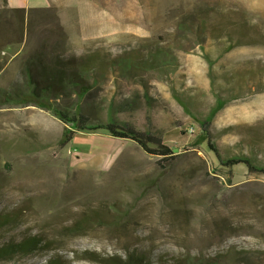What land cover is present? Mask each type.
<instances>
[{
	"label": "rangeland",
	"instance_id": "374dc122",
	"mask_svg": "<svg viewBox=\"0 0 264 264\" xmlns=\"http://www.w3.org/2000/svg\"><path fill=\"white\" fill-rule=\"evenodd\" d=\"M96 10L89 27L64 36L40 12L22 32L0 0V93L20 85L44 46L74 59L91 86L79 99L90 123L126 124L176 153L150 154L105 130L61 145L65 125L51 112L0 104V222L13 219L0 246L32 236L49 245L0 264L129 254L264 264V0H96ZM203 133L209 141L195 146Z\"/></svg>",
	"mask_w": 264,
	"mask_h": 264
},
{
	"label": "trees",
	"instance_id": "16d2710c",
	"mask_svg": "<svg viewBox=\"0 0 264 264\" xmlns=\"http://www.w3.org/2000/svg\"><path fill=\"white\" fill-rule=\"evenodd\" d=\"M7 4V0H4ZM13 13L17 14L21 20V28H25V23L30 21L33 14L44 13L52 14L58 22V27L62 33V26L59 22L57 14L54 9L47 10H29L25 9H10ZM64 36V35H63ZM57 43V41H56ZM46 47V46H45ZM231 50L232 45L229 47ZM47 49V48H46ZM44 49V46L39 51H35L24 64L22 71L23 81L20 85L6 90L0 93L1 105H34L41 109H45L56 116L64 125L61 145L68 144L74 139L78 132L105 130L110 135L116 138L130 139L136 142L143 150L150 154L167 157L174 155L176 152L174 149L164 145L162 141L151 134H145L138 132L133 127L126 124L116 123L115 121L108 123H90L89 116L83 113L82 108L79 105V99L88 95L91 91V86L84 79L81 71L76 68L75 60L72 58H65L61 55H50L48 50ZM52 55V54H51ZM2 67H0V70ZM240 91L243 88H239ZM232 92V91H230ZM238 94V93H237ZM235 94L234 96H237ZM62 97L72 98L76 97L77 102L73 105H66L62 107L58 105ZM223 97L219 96L217 100V107L212 111L213 114L218 112L223 107ZM179 102L183 105L184 100L178 98ZM184 109L188 110L187 104L184 105ZM206 141H209L207 134H200L197 140L194 142L195 146H200ZM211 145V143H210ZM214 150L213 147H210ZM217 152V150H215ZM233 164L244 163L252 167L250 159L235 156L230 161ZM5 221L0 222V227H3L11 222L13 219L10 217L4 218ZM88 223L87 220L79 221L73 228L74 230L80 229L83 225ZM44 239L32 236L25 238L19 243H8L0 246V259H6L15 255H28L36 250H45L49 247L48 243H43ZM94 261L101 262L103 264H148L143 262L142 257H136V255L129 254L125 258L112 257L105 260H100L92 257H88ZM180 263L192 264L190 259H183ZM46 264H68L60 256H54ZM207 264H212L208 262Z\"/></svg>",
	"mask_w": 264,
	"mask_h": 264
},
{
	"label": "crops",
	"instance_id": "0c3cea01",
	"mask_svg": "<svg viewBox=\"0 0 264 264\" xmlns=\"http://www.w3.org/2000/svg\"><path fill=\"white\" fill-rule=\"evenodd\" d=\"M9 9H54L62 28L79 30L89 27L88 15L95 18L96 0H7Z\"/></svg>",
	"mask_w": 264,
	"mask_h": 264
}]
</instances>
